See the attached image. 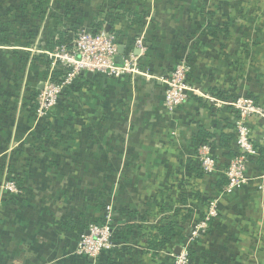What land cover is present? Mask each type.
Listing matches in <instances>:
<instances>
[{"label":"crops","instance_id":"0c3cea01","mask_svg":"<svg viewBox=\"0 0 264 264\" xmlns=\"http://www.w3.org/2000/svg\"><path fill=\"white\" fill-rule=\"evenodd\" d=\"M98 24L118 33L122 58L143 37L147 51L138 55L151 76L165 79L187 61L196 92L170 115L159 79L85 74L37 124L47 53L62 36L71 43L78 29ZM239 96L264 106V0L0 2V264H173L172 253L213 199L219 217L190 245L191 263L264 264V200L256 182L232 194L220 187L235 150V111L210 99ZM251 124L260 137L263 122ZM200 129L216 138L207 143L219 159L211 176L197 162ZM223 134L233 136L230 149L217 141ZM261 170L254 160L249 177ZM15 180L19 194L3 190ZM108 206L121 245L114 260L78 254L80 235L105 222ZM170 222L179 236L155 252L148 241Z\"/></svg>","mask_w":264,"mask_h":264},{"label":"built area","instance_id":"2783aa9c","mask_svg":"<svg viewBox=\"0 0 264 264\" xmlns=\"http://www.w3.org/2000/svg\"><path fill=\"white\" fill-rule=\"evenodd\" d=\"M134 49L142 55L147 51L143 37L134 42ZM142 55L133 51L127 57H120V44L115 34L107 32L106 27L100 30L88 31L78 29L69 44L58 46L53 52H48L49 78L36 97V123L40 124L58 107L62 100L63 92L72 88L82 72L101 74L115 79H125L129 76H142L146 79L161 78L151 76L141 68ZM61 70L63 76L58 80L53 79V73ZM191 66L185 60L178 62L170 75L162 79L165 85L164 105L167 114H175L196 92L194 86L189 84ZM218 104L229 105L235 111L233 126L235 155L229 161L224 176L227 180L225 194H232L242 186L255 181L257 190L264 200V170L255 179L249 177V169L254 160H262L264 164V106L253 98L239 96L230 102L211 98ZM262 121L263 128L260 137L252 128V122ZM259 137V139H258ZM197 162L204 176L213 175L219 166V159L214 155L210 145H200L196 152ZM3 190L13 195L20 190L15 181H8L2 186ZM107 216L103 224L91 223L78 240L77 253L92 259L108 258L121 245L116 242L112 229L113 210L106 208ZM219 217V201L213 199L208 204L204 219L196 224L188 242L179 247L178 252H173V264H192L190 259V245L204 236L210 224Z\"/></svg>","mask_w":264,"mask_h":264},{"label":"trees","instance_id":"16d2710c","mask_svg":"<svg viewBox=\"0 0 264 264\" xmlns=\"http://www.w3.org/2000/svg\"><path fill=\"white\" fill-rule=\"evenodd\" d=\"M116 2V1H115ZM118 9V8H117ZM116 10V8H115ZM132 17L136 18L138 23H141L142 22V16L141 15H138L137 13H133L132 14ZM98 28L96 30H100L102 27V24H98L97 26ZM215 28L213 26H209L208 27V32L209 34H215ZM114 33V32H113ZM116 35L118 33H115ZM65 39V41H64ZM62 41L63 44H69L70 42L68 41L67 39V36L66 38L62 36ZM62 41H60L58 44L62 45ZM63 76V73L61 70H56L54 73H53V79L54 80H58L59 78H61ZM64 94V92H63ZM36 98H35V102H34V112L36 110ZM46 121V119H45ZM216 138L211 135L209 132H207L206 130L204 129H200V132L198 133L197 135V145H204V144H207L209 141H213L215 140ZM216 141V140H215ZM218 143L219 145L221 146H224V147H229V145L231 144V142H233V136L230 135V134H223L218 140ZM229 155H232V157H234L235 155V150H234V154L230 153ZM262 160H260V164H261ZM16 184L19 185V180H15ZM224 185H227V183L225 181H222L221 183V186H224ZM97 224H101L99 222H97ZM86 229L88 228V226L85 227ZM176 224L174 222H170L168 223L166 226L160 228L159 230V234L156 235V236H153L152 238L149 239L148 243L150 245V247L156 252L158 250H161L162 248H164L166 245H169L171 242H173L175 239H177V237L179 236V233H177L176 231ZM119 235L117 234L116 238L118 237ZM118 239V238H117ZM116 240V239H115ZM189 252H190V257L192 255L193 252L190 251L189 249ZM113 254V253H112ZM115 254L113 255H110L108 258H109V261H113L114 256Z\"/></svg>","mask_w":264,"mask_h":264},{"label":"water","instance_id":"95a60500","mask_svg":"<svg viewBox=\"0 0 264 264\" xmlns=\"http://www.w3.org/2000/svg\"><path fill=\"white\" fill-rule=\"evenodd\" d=\"M106 30H107V32H110L109 28H106ZM123 51H124V47L121 46V48H120V53H122ZM139 52H140L139 50H136L135 54L138 55ZM85 74H86L87 76H92L91 73H85V72H82V75H85ZM178 251H179V250H178Z\"/></svg>","mask_w":264,"mask_h":264},{"label":"rangeland","instance_id":"374dc122","mask_svg":"<svg viewBox=\"0 0 264 264\" xmlns=\"http://www.w3.org/2000/svg\"><path fill=\"white\" fill-rule=\"evenodd\" d=\"M5 0H0V2H4ZM0 260H3V261H5V255H0Z\"/></svg>","mask_w":264,"mask_h":264}]
</instances>
